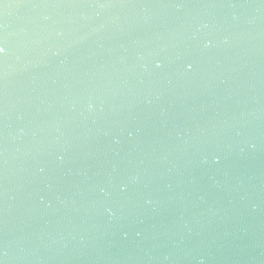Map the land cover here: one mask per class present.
Returning <instances> with one entry per match:
<instances>
[{
  "label": "water",
  "instance_id": "water-1",
  "mask_svg": "<svg viewBox=\"0 0 264 264\" xmlns=\"http://www.w3.org/2000/svg\"><path fill=\"white\" fill-rule=\"evenodd\" d=\"M0 264H264V0H0Z\"/></svg>",
  "mask_w": 264,
  "mask_h": 264
},
{
  "label": "snow or ice",
  "instance_id": "snow-or-ice-1",
  "mask_svg": "<svg viewBox=\"0 0 264 264\" xmlns=\"http://www.w3.org/2000/svg\"><path fill=\"white\" fill-rule=\"evenodd\" d=\"M3 51H4V49H3V48H0V54H2V53H3Z\"/></svg>",
  "mask_w": 264,
  "mask_h": 264
}]
</instances>
